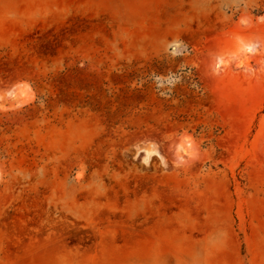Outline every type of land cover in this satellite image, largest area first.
<instances>
[{"label":"rangeland","instance_id":"1","mask_svg":"<svg viewBox=\"0 0 264 264\" xmlns=\"http://www.w3.org/2000/svg\"><path fill=\"white\" fill-rule=\"evenodd\" d=\"M0 264H264V0H0Z\"/></svg>","mask_w":264,"mask_h":264}]
</instances>
